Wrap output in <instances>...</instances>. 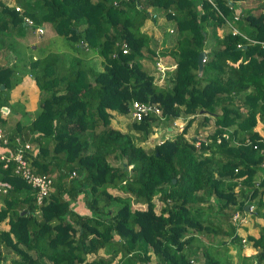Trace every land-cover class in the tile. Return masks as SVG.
Here are the masks:
<instances>
[{
    "label": "trees",
    "instance_id": "16d2710c",
    "mask_svg": "<svg viewBox=\"0 0 264 264\" xmlns=\"http://www.w3.org/2000/svg\"><path fill=\"white\" fill-rule=\"evenodd\" d=\"M255 2L0 0V125L31 143L32 169L53 179L38 205L13 162L0 161V225L9 226L0 229V264H195L201 255L199 264H232L229 242L239 244L237 264H264V225L243 239L230 220L250 204L264 219V138L256 130L258 122L264 130V2ZM151 11L172 26L161 47L143 29ZM39 26L47 31L37 36ZM156 55L175 64L163 87L143 62ZM25 77L38 87L39 110L12 126L7 118L20 102L10 104V93ZM134 101L161 116L132 119ZM123 116H131L126 129ZM179 118L187 119L181 132L148 147ZM195 118L204 127L213 121L198 148L185 136ZM80 196L88 213L75 210ZM243 240L255 254H242Z\"/></svg>",
    "mask_w": 264,
    "mask_h": 264
},
{
    "label": "rangeland",
    "instance_id": "374dc122",
    "mask_svg": "<svg viewBox=\"0 0 264 264\" xmlns=\"http://www.w3.org/2000/svg\"><path fill=\"white\" fill-rule=\"evenodd\" d=\"M261 1L264 2V0H261ZM257 4L258 3H256L255 0H248V3H246L245 6L249 5V6L253 7V6H256ZM254 12H257V11L255 10ZM155 19H156V22L153 23V21ZM166 28H167V30L172 31V29H171L172 26L170 25V23L165 18V15L163 13L151 11L150 21L146 22L143 29L145 32H147L148 34H150L153 37L154 43L156 45L158 44V46L161 47L163 32ZM226 31H227V29H220L219 33H221L220 35H222ZM25 34H26V40H28V41H32L35 38L34 36H31V32L29 29L25 31ZM37 36H40V34L37 33ZM56 46L60 50H64L66 52V46H65L64 41H62L60 39L56 40ZM158 56L159 57H157V55H156V57H155L156 59L154 57L153 58H147L146 60H143V62H144V65H146L147 71L154 76L155 83L158 86L163 87V86H165V81L168 77L167 72L170 70H173L175 68V64H174L173 60L170 59L169 56H161V55H158ZM37 112H38V110H37ZM121 118L123 120L124 129H126L128 126L126 124L130 121L129 119L131 118V116H129V117L123 116ZM186 121H187L186 118H179L175 121V123H173V125L171 127H168L167 129H165L163 127L161 133L156 130V132L153 134V136L151 138V141H149L148 147L151 148V145L153 144L152 140H154L153 138H157L159 136H163L164 138H165V136L166 137H172L174 135V133L181 132ZM158 128H162V127L160 126ZM168 129H169V131H168ZM256 130H259L260 133L263 135V138H264V130H263V126H262L261 122H258V124L256 126ZM212 131H213V123H211V121H209V124L206 127H204L201 124V119L195 118V120L192 122V124L189 127L185 136H186V138H188V140H192L193 143H195L194 146L196 148H198L199 142L203 141L207 135H210L212 133ZM112 163L113 164H119V162H112ZM109 191L112 194L123 195L122 192H120L119 190H116V189H109ZM131 202H132V208L133 209H140V210L146 209L145 204L137 203L133 200H131ZM153 202L155 203L156 212H159L163 203L157 197L154 198ZM77 205H80V207H77L78 209L75 208V210L77 212H79L81 214L88 213V211L84 207V202H83V199L81 196L78 199ZM119 207L120 206L118 204H113L112 208H113V210H117ZM4 228H5L4 223H2L0 225V229H4ZM244 234H246V233H244ZM113 242H114V240H113ZM213 244H214V246H216V242L214 240H213ZM235 250H236V252L234 253L235 257H233L232 264H237L236 260H237V255L239 253H238V249H235ZM3 251L6 252V250H3ZM99 254L104 255V256L109 255L110 254V247L100 250ZM212 254H214V253L212 252ZM117 259H115V262L117 261ZM203 260H204V257L201 255L198 258V260H196L195 264H199L200 262H203Z\"/></svg>",
    "mask_w": 264,
    "mask_h": 264
},
{
    "label": "built area",
    "instance_id": "2783aa9c",
    "mask_svg": "<svg viewBox=\"0 0 264 264\" xmlns=\"http://www.w3.org/2000/svg\"><path fill=\"white\" fill-rule=\"evenodd\" d=\"M19 5H15V10L20 11ZM24 22L27 26H33L32 20L29 18H24ZM37 33L43 34V27H36ZM235 33L236 30H233ZM157 115L161 116V110L159 107L151 104L141 103L139 101H134L131 104V116L132 119L141 120L147 115ZM0 161H4L3 167L6 168L10 162H13L14 173L23 178L35 191L36 202L41 205L45 198H47L52 191L53 179L47 174L36 173L31 165L29 164L28 158L25 154L27 151L33 149L31 143L24 141L22 137L15 136L11 139L6 130L0 125ZM263 160L260 164L261 177L264 179V150L262 152ZM257 184V183H256ZM6 190L3 189V192ZM254 206L252 204L248 205V211H253ZM231 221L237 225L245 222V216L241 213H234L231 216ZM244 241V240H243ZM147 264H160L155 260H151Z\"/></svg>",
    "mask_w": 264,
    "mask_h": 264
},
{
    "label": "crops",
    "instance_id": "0c3cea01",
    "mask_svg": "<svg viewBox=\"0 0 264 264\" xmlns=\"http://www.w3.org/2000/svg\"><path fill=\"white\" fill-rule=\"evenodd\" d=\"M6 3L13 4L14 0H5ZM47 31L46 29H44ZM48 38H56V35L54 33L48 32L47 34ZM39 39L34 40V43ZM58 40V39H57ZM38 97H39V90L38 87L35 85L34 80L31 77H25L21 83H19L10 93V104L20 102L19 106L15 107V110L9 114L8 121L9 125L14 126L16 121L23 122L24 124L30 122L34 115L37 113V110H39L38 105ZM12 108V107H11ZM13 109V108H12ZM18 111V112H17ZM3 112L6 114L9 112V108H6L3 110ZM17 112V113H16ZM23 112H25V116H23ZM211 123L212 119H211ZM169 131V129H168ZM77 207H80V205L76 204ZM85 207V206H84ZM87 210V209H86ZM242 216H245V222L241 224H237V232L242 236L244 239L247 234H251L253 236L258 235L260 226L264 225V219L263 218H256L252 216V212L247 211L245 208V212L241 213ZM5 228L8 229V224L4 223ZM242 230V231H241ZM246 233V234H244ZM244 248H242V254L244 256L253 255L256 253V248L253 247L251 244L246 243L245 241H242ZM239 244H231L230 242L227 243V258L231 260V263L233 261V257H235L234 253L236 252L235 249H237ZM237 261V260H236Z\"/></svg>",
    "mask_w": 264,
    "mask_h": 264
},
{
    "label": "water",
    "instance_id": "95a60500",
    "mask_svg": "<svg viewBox=\"0 0 264 264\" xmlns=\"http://www.w3.org/2000/svg\"><path fill=\"white\" fill-rule=\"evenodd\" d=\"M206 58V53L204 51H201L198 55L197 58V63H198V73H201L203 68H204V60ZM1 88H3V85L1 86ZM6 108H4L3 110H5ZM248 207H246L247 209Z\"/></svg>",
    "mask_w": 264,
    "mask_h": 264
},
{
    "label": "clouds",
    "instance_id": "9594fccd",
    "mask_svg": "<svg viewBox=\"0 0 264 264\" xmlns=\"http://www.w3.org/2000/svg\"><path fill=\"white\" fill-rule=\"evenodd\" d=\"M171 32H172V31H171ZM204 62H205V60H204ZM246 207H248V206H246ZM246 207H245V208H246ZM247 211H248V208H247ZM238 213H239V212H238ZM230 220H231V217H230ZM233 224H234V223H233ZM234 225H235V224H234Z\"/></svg>",
    "mask_w": 264,
    "mask_h": 264
}]
</instances>
